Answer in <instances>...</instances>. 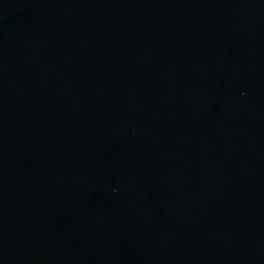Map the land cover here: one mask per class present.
Wrapping results in <instances>:
<instances>
[{
    "label": "water",
    "instance_id": "1",
    "mask_svg": "<svg viewBox=\"0 0 264 264\" xmlns=\"http://www.w3.org/2000/svg\"><path fill=\"white\" fill-rule=\"evenodd\" d=\"M0 264H264V0H0Z\"/></svg>",
    "mask_w": 264,
    "mask_h": 264
}]
</instances>
